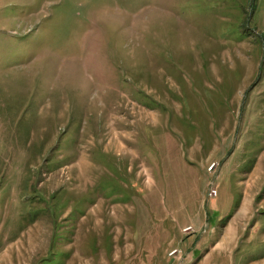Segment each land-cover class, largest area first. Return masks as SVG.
Listing matches in <instances>:
<instances>
[{"label":"rangeland","instance_id":"374dc122","mask_svg":"<svg viewBox=\"0 0 264 264\" xmlns=\"http://www.w3.org/2000/svg\"><path fill=\"white\" fill-rule=\"evenodd\" d=\"M0 264H264V0H0Z\"/></svg>","mask_w":264,"mask_h":264},{"label":"built area","instance_id":"2783aa9c","mask_svg":"<svg viewBox=\"0 0 264 264\" xmlns=\"http://www.w3.org/2000/svg\"><path fill=\"white\" fill-rule=\"evenodd\" d=\"M217 193H218V191H217L216 188H211V190H210V195H211V196H214V195H216Z\"/></svg>","mask_w":264,"mask_h":264}]
</instances>
